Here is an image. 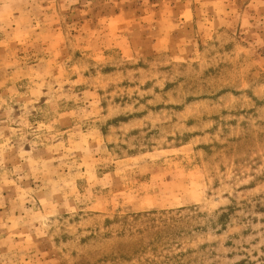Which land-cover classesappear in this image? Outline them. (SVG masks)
<instances>
[{"label": "rangeland", "instance_id": "374dc122", "mask_svg": "<svg viewBox=\"0 0 264 264\" xmlns=\"http://www.w3.org/2000/svg\"><path fill=\"white\" fill-rule=\"evenodd\" d=\"M0 264H264V0H0Z\"/></svg>", "mask_w": 264, "mask_h": 264}]
</instances>
